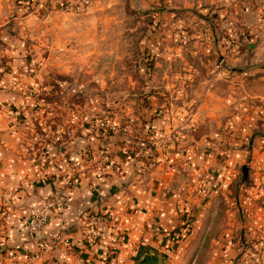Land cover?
Wrapping results in <instances>:
<instances>
[{"label": "rangeland", "instance_id": "obj_1", "mask_svg": "<svg viewBox=\"0 0 264 264\" xmlns=\"http://www.w3.org/2000/svg\"><path fill=\"white\" fill-rule=\"evenodd\" d=\"M0 23V46L16 52L8 66L27 73L19 77L41 102L34 108L39 107L44 118L36 123L43 132L46 125L61 130L78 120L95 123L98 117L116 119L119 129L132 126L141 132L129 117L152 109L150 120L163 118L170 129L179 130L175 137H183L182 147L192 142L189 133L199 138L211 129L213 145L206 149V140L198 144V158L201 162L206 150L213 149L214 162L220 165L225 160L222 150L230 146L225 119L216 116L212 124L200 121L186 127L172 117L186 111L188 115L192 105L184 101L202 98L207 90L217 112L222 107L217 97L230 94L231 108L238 111L240 102L247 101V113L255 103L250 95H242L264 90V0H0ZM172 133L167 141L164 133L150 137L144 143L149 151L145 159L156 161L164 143L175 147L178 140L170 137ZM226 161L231 162L229 156ZM219 165L196 164V178L194 172L181 169L182 198H191L185 234L172 255L153 246L166 256L167 264L209 260L212 238H219L216 232L228 223L223 192L211 195ZM235 165L233 180L238 182L243 171ZM196 218L198 232L192 233ZM238 241L233 258L262 264V252L254 246L242 251V242L250 246L252 241L241 231Z\"/></svg>", "mask_w": 264, "mask_h": 264}, {"label": "crops", "instance_id": "obj_2", "mask_svg": "<svg viewBox=\"0 0 264 264\" xmlns=\"http://www.w3.org/2000/svg\"><path fill=\"white\" fill-rule=\"evenodd\" d=\"M15 54L9 46H0V264H134L144 245L172 255L191 214L190 195L184 197L188 202L182 198L181 169L194 172L195 177L196 164L219 165L214 162L213 149L206 150L207 157L201 162L198 158V144L206 140L205 148H211L214 132L207 130L199 138L189 133L192 142L182 147L183 137H175L179 130L170 129L163 118L150 120L152 109L140 117H129L141 126V132L132 126L119 129L116 119L107 118L116 129H101L94 120L86 124L78 120L73 127L61 130L46 125L48 130L43 132L36 129V123L44 118L39 107L34 108L41 102L31 94L29 83L19 77L27 73L8 66L13 65ZM237 87L244 90L241 83ZM208 91L202 98L184 101L192 105L188 115L186 111L172 117L175 124L186 127L200 121L212 124L216 116L229 125L225 137L230 146L222 150L225 160L217 167L221 171L211 192L212 197L214 191L223 192L228 223L216 232L219 238H212L206 264H243V259L233 258L240 231L244 239L252 241L247 248L254 246L264 260V90L242 95H250L255 103L247 113V101L240 102L238 111L231 108L234 99L230 94L217 97L222 105L217 112L218 105L207 97ZM203 107L208 110L203 112ZM170 132V137L178 140L176 146L170 143L169 148L164 143L156 161L145 159L149 151L144 143L158 133H164L167 141ZM102 148L107 159L100 155ZM228 156L231 162L226 161ZM235 164L243 171L238 182L233 180ZM246 177H251L248 183ZM188 188L190 194L192 184ZM46 198L53 200L50 217L41 230L30 233L28 211ZM92 213L99 234L88 239L82 227ZM197 220L194 226L191 223L192 233L198 232ZM41 237L51 248L32 258Z\"/></svg>", "mask_w": 264, "mask_h": 264}, {"label": "built area", "instance_id": "obj_3", "mask_svg": "<svg viewBox=\"0 0 264 264\" xmlns=\"http://www.w3.org/2000/svg\"><path fill=\"white\" fill-rule=\"evenodd\" d=\"M94 124L101 129H116V125L114 123H110L102 117L96 118ZM100 155L105 159L108 157L104 148L100 150ZM52 206L53 200L51 198H46L39 202L36 206L29 209L26 224L30 233H36L41 230L50 217ZM82 228L86 238L92 239L98 236L99 231L96 224V215L94 213L88 214ZM36 243L38 245V250L33 252L31 256L32 258H39L42 252L51 248V243L48 242L46 238L41 237L36 240Z\"/></svg>", "mask_w": 264, "mask_h": 264}, {"label": "water", "instance_id": "obj_4", "mask_svg": "<svg viewBox=\"0 0 264 264\" xmlns=\"http://www.w3.org/2000/svg\"><path fill=\"white\" fill-rule=\"evenodd\" d=\"M134 264H167V258L153 246L144 245L138 250Z\"/></svg>", "mask_w": 264, "mask_h": 264}, {"label": "trees", "instance_id": "obj_5", "mask_svg": "<svg viewBox=\"0 0 264 264\" xmlns=\"http://www.w3.org/2000/svg\"><path fill=\"white\" fill-rule=\"evenodd\" d=\"M19 106H17V107H12V111H14L16 108H18ZM19 109H21V108H19ZM21 111H22V109H21ZM242 245H243V248H242V251H244L247 247H248V245H247V243H243L242 242Z\"/></svg>", "mask_w": 264, "mask_h": 264}]
</instances>
